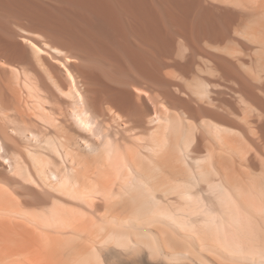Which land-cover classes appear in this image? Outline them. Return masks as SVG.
<instances>
[{
    "label": "bare ground",
    "instance_id": "1",
    "mask_svg": "<svg viewBox=\"0 0 264 264\" xmlns=\"http://www.w3.org/2000/svg\"><path fill=\"white\" fill-rule=\"evenodd\" d=\"M0 264H264V0H0Z\"/></svg>",
    "mask_w": 264,
    "mask_h": 264
}]
</instances>
